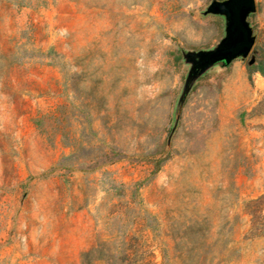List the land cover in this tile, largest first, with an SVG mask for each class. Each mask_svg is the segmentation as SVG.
<instances>
[{"label":"rangeland","instance_id":"obj_1","mask_svg":"<svg viewBox=\"0 0 264 264\" xmlns=\"http://www.w3.org/2000/svg\"><path fill=\"white\" fill-rule=\"evenodd\" d=\"M211 1L0 0V264H264V0L249 58L202 76L173 132L184 53L225 36ZM51 178L90 244L35 203Z\"/></svg>","mask_w":264,"mask_h":264},{"label":"water","instance_id":"obj_2","mask_svg":"<svg viewBox=\"0 0 264 264\" xmlns=\"http://www.w3.org/2000/svg\"><path fill=\"white\" fill-rule=\"evenodd\" d=\"M256 12V0H212L207 6L203 12L204 16L224 18L225 36L213 48L184 53L183 60L190 69L176 105L173 132L190 93L202 76L215 67L227 68L237 59L245 61L249 58L257 39L250 22V18ZM255 60L253 55L249 66H252Z\"/></svg>","mask_w":264,"mask_h":264},{"label":"crops","instance_id":"obj_3","mask_svg":"<svg viewBox=\"0 0 264 264\" xmlns=\"http://www.w3.org/2000/svg\"><path fill=\"white\" fill-rule=\"evenodd\" d=\"M73 188L71 194L79 188L82 175L75 173L71 177ZM62 178H51L48 180L37 181L35 190L31 196L35 197V203L38 206L50 205L51 211L55 213V218L59 222L58 233L63 237L75 238L76 242L90 244L92 237L91 216L89 215V207L84 206L81 213L76 214L79 208L75 203V196L67 195ZM71 211L73 214L69 217L63 215V212Z\"/></svg>","mask_w":264,"mask_h":264},{"label":"trees","instance_id":"obj_4","mask_svg":"<svg viewBox=\"0 0 264 264\" xmlns=\"http://www.w3.org/2000/svg\"><path fill=\"white\" fill-rule=\"evenodd\" d=\"M250 70L252 73H259L264 75V56L262 57L261 61H255V63L250 66ZM166 159H160L155 161L156 172H159L162 168V164Z\"/></svg>","mask_w":264,"mask_h":264}]
</instances>
